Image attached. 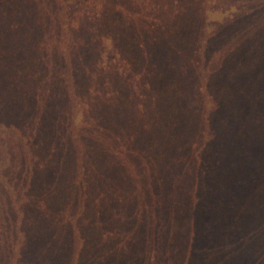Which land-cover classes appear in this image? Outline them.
<instances>
[{
    "label": "rangeland",
    "instance_id": "obj_1",
    "mask_svg": "<svg viewBox=\"0 0 264 264\" xmlns=\"http://www.w3.org/2000/svg\"><path fill=\"white\" fill-rule=\"evenodd\" d=\"M261 91L264 0H0L4 257L32 239L23 264H100L129 245L142 264L140 216L176 209L177 241L198 193L202 234L174 261L264 264ZM216 161V194L255 174L232 187L236 221H222L227 201L206 206ZM59 241L76 245L75 261L66 247L52 254Z\"/></svg>",
    "mask_w": 264,
    "mask_h": 264
},
{
    "label": "trees",
    "instance_id": "obj_2",
    "mask_svg": "<svg viewBox=\"0 0 264 264\" xmlns=\"http://www.w3.org/2000/svg\"><path fill=\"white\" fill-rule=\"evenodd\" d=\"M262 95H263V92L261 91V93L258 94V96H259L258 99L256 98L255 107L257 109H260L261 108L260 104L262 102H264V97H262ZM17 133H19V132H17ZM215 166L217 168L216 176L218 175V177L212 178V180L210 181V185L208 186L207 190H210L211 197H210L209 203L208 204L205 203V204H207L206 205L207 208L212 213H215V212H221V211H219L217 209L218 204L220 203L219 201H221V202H222V200L223 201H227L228 203H225L227 208L222 213L223 214L222 215V219H223L222 221H223V223H225V222L228 223L227 220H229L230 218H233L234 221H236V219L234 218V214H233L234 212H232L231 207H233V205H237L236 200H239V198H237V196L234 195L235 193L232 194V187L236 186L235 189H239V188L242 189L244 183L248 182L246 180V179L249 178L248 176L252 177L255 174L250 175L252 173V170H250L248 173H246V175H247L246 179L243 178V177L241 178V176L239 175L240 177L235 182V185L234 184H230L228 179H226V181H227V185H225L226 188H224V185H223L222 186L223 187V192L222 193L218 192L216 194L215 187H214L215 186V182L216 181L223 182V181H221L219 179V177L221 178L223 176L222 171H224V169L221 168L220 164H218V161H216ZM188 171H190V169H188ZM190 174H191V172H188L186 174V177H185V179L187 178L188 181H189V178H190ZM46 179H47V177H46ZM258 179L259 180L262 179L263 182H264V174L260 175ZM178 188L179 187L174 189L173 193H175V192L179 193V192H177V191H180V189H178ZM238 191H240V190H238ZM15 193H17V192H15ZM194 196H195V198L193 199L194 203L190 204L189 203L190 201L188 202V205L190 204L189 207L191 208V213H192L191 214L192 217H191V219H189V223H188L189 226H186V225L184 226L183 225V227H178L177 232H178L179 238L181 237V239H177V241L172 239L170 237V235H168L167 232H166V229H167L166 225L169 222V220L173 221L172 219L174 218V216L178 217L175 214L177 212L176 209L173 211V209L171 208L170 212L168 213V215H167V213H162V212L158 211L157 212V216H158L159 219H158V221L156 223L153 222V218L151 217V214H153L154 211H150L151 214H149L147 212V218H149V220H148V223L145 224V225H141V223H142V221L144 219V214L142 216H140L141 219L140 220L138 219L139 220L138 223H140V229L139 230H140L141 233H143L144 240H145L144 241L145 242V249H144L145 252H144V255L141 257L142 258L141 261H143L144 264H177V262L179 264H190V263H188V261H185V262L182 261L181 258L179 260L177 259L176 261H174L173 257L171 256L172 255L171 251H172V248H177L179 246L183 247L184 246L183 244L184 243L186 244L185 239H187V237L189 236L188 235L189 233H191L190 235H193V238L191 240L189 238L187 240V242L190 243V244H188V248L191 249L193 244L198 242L197 241L198 237L196 239V235L202 234V233H200L202 231V229H201L202 223L200 222V219H201L202 216H200V215H201V212H203V211L199 207V202H200L201 198H199L198 193L197 194L195 193ZM15 198H18V197H15ZM183 199L184 198L178 199L179 203H180V201L184 202ZM248 199H249L248 202H251V203L255 202V198L252 195ZM18 201H21V199L18 198ZM24 201H27V203H28L29 199L25 198ZM0 212L2 213V215H4V214L6 215L7 214L6 212H8V211L3 207V205H0ZM150 217H151V219H150ZM176 217L174 219L175 221L178 219ZM170 218H172V219H170ZM71 220L73 221V218H71ZM170 223L171 222H169L168 225H170ZM68 224H67V221L65 223L63 221V222L59 223V226H60V229L66 235H70L71 236V235H73L74 231L77 230V228H71L70 226L68 227ZM57 227H58V225H57ZM51 228H53V227H51ZM187 229H189V231ZM50 230H54V229H50ZM258 232H259L258 229H255L254 231L249 232L246 235L243 234L242 236H244V237H241L239 239H243L245 237L246 238L247 237L248 238L251 237V239H256V237L258 236L257 235ZM114 234L115 235H113V236H116V239H118L120 237V235H121V233L120 234L114 233ZM194 236H195V238H194ZM233 239H234V237L230 238V240H233ZM25 240H26V242H25ZM178 240H181V241H178ZM122 242H124V241L122 240ZM71 243L72 242H70V241H67V243L65 241L57 242L58 246L56 245L55 249L52 248V250H51L52 254L56 256L57 252H59L60 249H63V248L66 247L67 250L71 252V257H72L71 260L75 261L74 256L76 255V252L72 248L76 249L77 247H76V245L74 247H72ZM226 243H227V241L223 242V244H226ZM17 244L19 245V241H17V243L13 242L12 245H8V247L9 246L10 247L13 246V247H15L17 249L15 255H11L10 257L8 255V258L4 257L3 252L0 249V264H23V263H25L26 256H27L28 252H30V250L32 249V244H33L32 239L31 240L24 239V241L21 243V245L18 246ZM123 244L125 245L126 243L124 242ZM220 244L222 245V242ZM2 246L5 247L4 244H2ZM186 246H187V244H186ZM202 246L205 249L211 248L209 242H207V244H203ZM69 247H72V248H69ZM121 247L122 246L117 247L119 249L118 253H115L113 255H112V253H109L110 256H109L107 262L103 261L100 264H124V263H126V264H139L138 258H137V256L136 257L134 256L130 245L128 246V248H124L122 250H121ZM227 247H229V246H227ZM180 249H181V247H179V249H175L174 253L176 254L177 257L180 255V252H179ZM154 252H155V255H154ZM221 252H223L222 249L219 252H217L216 255H221ZM162 253H164V254H162ZM160 255H164L166 257V261L162 260L160 258ZM150 258H153V259H150ZM125 260H127V262ZM95 261L96 262H94L92 264H98L97 263L98 260H95ZM122 262H124V263H122ZM143 262H142V264H143ZM208 264H211V261H208Z\"/></svg>",
    "mask_w": 264,
    "mask_h": 264
}]
</instances>
